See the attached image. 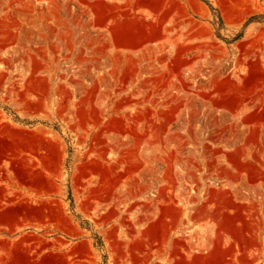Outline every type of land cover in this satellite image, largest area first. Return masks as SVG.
Here are the masks:
<instances>
[{
	"label": "rangeland",
	"instance_id": "rangeland-1",
	"mask_svg": "<svg viewBox=\"0 0 264 264\" xmlns=\"http://www.w3.org/2000/svg\"><path fill=\"white\" fill-rule=\"evenodd\" d=\"M0 264H264V0H0Z\"/></svg>",
	"mask_w": 264,
	"mask_h": 264
}]
</instances>
